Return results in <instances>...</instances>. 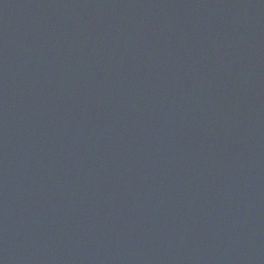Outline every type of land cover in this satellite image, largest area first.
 Listing matches in <instances>:
<instances>
[{
  "label": "water",
  "instance_id": "obj_1",
  "mask_svg": "<svg viewBox=\"0 0 264 264\" xmlns=\"http://www.w3.org/2000/svg\"><path fill=\"white\" fill-rule=\"evenodd\" d=\"M0 264H264V0H0Z\"/></svg>",
  "mask_w": 264,
  "mask_h": 264
}]
</instances>
